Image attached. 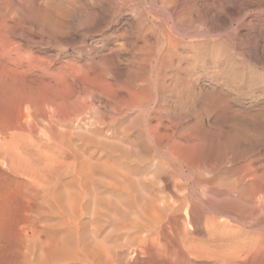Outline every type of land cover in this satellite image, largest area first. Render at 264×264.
<instances>
[{"label": "rangeland", "instance_id": "1", "mask_svg": "<svg viewBox=\"0 0 264 264\" xmlns=\"http://www.w3.org/2000/svg\"><path fill=\"white\" fill-rule=\"evenodd\" d=\"M1 1H4L3 3L11 4V6H7L6 4L7 7H11L14 9L16 7V9L13 11V13L16 12L15 18L17 17V19H19L15 20V24L17 23L16 27L21 24L22 21L25 22V20L27 21L25 22V25H27V23L29 22L28 24L30 26V24L33 23L32 21H34L33 18H36L35 21L37 20V24L39 26L36 23H33L32 26L34 28L37 26L40 28L39 30H37L38 27L36 29V32L41 31V33L37 32L39 36L36 35L35 29L32 26L31 27L34 29L33 30L31 28L33 32L28 29L29 27H25V25H23V27H25L23 28L21 24V26H18L19 29L14 28L16 35L15 40L17 41V43H19V46H21V51L25 50L26 52H29L33 49L29 53H33L36 56L40 55L39 57L42 58L45 57L44 55L46 53V58H43V60H45L46 62L43 63V66L45 64L46 67L48 62L51 63L49 64V66H47V68L49 69L48 71H50L54 75H56L55 73L59 74L60 72L65 71L68 73H73H70V77L67 76V78L65 79L66 83H60V85L58 84V86L53 85L59 88L57 89L55 87L54 89L52 86L53 89L51 88V92H63L59 94L64 96L65 106H67L66 102L70 100L74 101L81 108L82 119H86L84 121L86 123H88L89 121V123L86 125V123L82 120L85 126L76 129L74 131V136H77L79 140H83L85 143H87L88 141L93 142L92 147L95 148V150L98 149L101 154H104L105 152L110 154V163L113 164L112 169L116 171L117 177L121 175L122 176L118 177V179L112 182L115 187H113L112 183L110 185L99 180L97 183L90 184L82 190L81 187H76V191L79 190L82 192V194H84V199L75 204L68 203V205L55 201L51 198L50 200H48L49 198L42 194V191H44L45 188L42 190V188H38L37 186L35 187L33 185H31L33 186V188H31L28 184L30 182L26 180L24 181V179L22 178L7 173H0V264H264V201L263 199H261L264 198V189H262L263 191L262 193H260L261 188H264V0H167L168 3L166 2V0H145V3L144 0H114L116 2L110 0L113 5L118 2L115 5L116 7L110 6V1L105 2L106 0H100L99 3H97L98 0L97 2L95 0H54L53 4H51L53 0H30L31 3H29L30 1L27 0V3L29 4L26 3V0H15L16 3L18 2L19 4H21L20 6H18L19 4H15L14 0H12L13 2L11 0ZM47 1L49 3L48 6H54L58 1L59 2L56 4L57 7L55 6L56 8H52V6L51 10L50 7H47ZM77 1L79 2L77 3ZM86 1L90 5H87ZM154 1L155 3H153ZM40 2H44L45 6L43 7L44 4L40 5ZM104 2L106 4H104ZM211 2H213V4ZM13 3L16 6H14ZM32 3L34 4V6L31 5ZM85 3L86 5L84 10L83 7ZM119 3V10L116 9L115 12V8L118 7ZM0 4L5 6V4ZM23 4L25 6L29 5L28 9H26L27 6L25 7ZM38 4L40 5L41 10L42 8L44 9L46 7L47 10H51V12L47 10L44 11L49 12V14L53 13V16L51 14L52 17L49 16L48 13H46L47 17L45 19V24H42V22H45L44 20L39 23L41 20L39 18V15L43 10L40 12ZM30 5L32 7H36L37 5L38 8L36 7L37 9H34L39 10L38 12L40 13L39 14L37 12L39 17L34 16L32 17V19L30 18L32 20L31 23L28 20L31 16L25 15V10L23 12V9L35 12L33 8L30 9ZM4 6H0V13L7 8L6 6ZM58 6H60L59 11ZM18 8H20L21 10H19ZM100 8L106 10V13ZM73 9L76 10V12L70 14L69 10L70 12H73ZM82 9L85 12V14L83 12L84 15H81L83 11ZM99 9L101 11H99ZM112 9L113 14L112 11H109ZM141 9L148 11V13L150 15L152 14V16L154 15V17L156 18V23L162 21V19H165L164 21H166V23H173V25H176V27H178V32L180 31L182 35H178L181 43H179L180 48L183 44H189L194 50L189 47L188 49L186 47H182L181 49L179 48L176 51V55L173 57V59L175 60H173L172 62L160 59V55L158 56V54L162 51V48H159L158 50L155 48L156 51L154 50L153 52H151L152 50L150 49V51L148 50V52H146V55L147 53L150 55H147L150 59L149 62L146 55L142 56L143 53L145 54V52H143V43H145L143 39L151 40L152 36L150 38L149 34L146 35V37L140 35L142 33H140L138 30L139 26L137 22L134 21L133 18H131V15H136L137 11H140ZM77 10L80 11V13H78ZM86 10L90 12H86ZM44 11L43 13H45ZM96 11L97 13H95ZM128 11L129 13H127ZM207 11L208 14H205V12ZM59 12H64V14L66 13L65 15L63 14L65 18H63L64 16L61 17ZM102 12L105 13V15H100L102 14ZM121 12H123V14ZM152 12L155 14H153ZM169 12L172 15L168 14ZM91 13H95V15H91ZM115 13L117 14L115 15ZM67 14L71 17L67 16ZM88 14H90V16ZM97 14L102 17L100 18V16ZM111 14L112 16H110ZM72 15L76 16L77 18H73L74 16ZM48 16L49 20H47ZM54 16L57 17L55 18ZM79 16L81 18H85L84 20L82 19V25L84 22L89 21L87 23L88 27L86 23L85 26L80 25L79 20L81 18ZM95 16L96 18L98 17V20L96 19L94 21ZM172 16L174 18H172ZM86 17H90V20L86 19ZM125 17L131 18L132 20L128 26L129 30L127 29V34H122L120 31L113 33L111 29H108L107 31L104 27V25L106 26L107 20L109 21L112 19L110 26L112 25L113 27L117 22H119V20H123V18ZM52 18H60L61 23L59 22V19L55 20L57 21L55 22ZM61 18L63 20L67 18L72 19L70 21H67V23H65L66 21L64 20V24L62 23L63 21ZM105 18L108 19L106 20ZM168 18L169 20H167ZM20 19L22 20L21 22ZM77 19H79V24L77 22ZM100 19L102 20V22L100 21ZM49 21H51L52 23H50ZM91 21L95 23L89 24ZM96 21H98V23ZM24 22L22 23L24 24ZM134 22H136L137 25ZM59 23L61 24V26H57V28L60 27L62 29L59 28V30H56L54 29V27H52L53 24L58 25ZM47 24L52 25L51 27L55 31H57L53 32L54 30H52L51 28L53 37L52 35L48 36L47 34L46 29L50 28L49 26L46 28L45 26L42 27L43 25L47 26ZM62 24H64V26ZM66 24H68V26L70 25V27H68ZM95 25L97 27L100 26L99 29L96 28ZM101 25L103 26L101 27ZM90 26H92L93 28ZM41 27L44 29H42ZM65 27H67V29ZM95 28L100 30L101 32L98 31L97 33V30ZM130 28H132L131 31ZM16 29L18 31H16ZM26 29L27 32L25 33ZM43 30L44 32H46L43 33ZM133 30H136V33H134ZM110 31L112 34H110ZM128 31L131 33L129 34ZM17 32L18 35L20 32L22 33H20V36L22 35L21 37L23 39H21L20 36L16 34ZM64 32L66 34H64ZM59 33H61L60 36ZM124 34L126 35V37ZM137 34L139 35L137 36ZM27 36H29L30 39ZM54 37L56 39L55 42L53 40ZM60 37L61 40H59ZM134 37L137 42L140 41V45H137L139 43L132 39ZM26 38H28L29 40H26ZM48 38H50V40ZM140 38H142V40ZM126 39L127 41H129V44L127 41H125ZM198 39L200 41H198ZM57 40L59 41L56 42ZM96 40L98 42L100 41L99 43L101 44H99ZM28 41L29 43H31V45L29 43H26ZM81 41L84 42V45ZM130 41H133L134 45L136 43L135 49L137 48V51L139 52H133L134 45H131L133 44V42L130 43ZM87 42L90 45H88ZM141 44H143L142 47H140ZM32 45H34L35 47ZM90 46L93 47L92 50L90 49ZM213 46L215 47V49H219V51L215 50ZM141 50L143 51L140 52ZM34 51L35 53L40 54L37 55L34 53ZM217 51L220 53V55ZM196 52L198 55L196 54ZM225 52L226 54H224ZM56 53L58 56L56 55ZM58 53L60 54V56ZM111 53L114 56H112ZM213 53L215 54V56ZM98 54L100 55L98 56ZM52 55L57 58L50 57ZM225 55L226 57H224ZM118 56H120L121 58H119ZM136 56L138 57L137 59H139L140 57L138 61H135L137 60L135 59ZM102 57L104 60L102 59ZM106 57H108V59H106ZM49 58L50 60H48ZM113 58H115V60ZM122 58L124 59L123 62L125 63L122 62ZM141 59H146L147 63L149 62L148 68L149 66L150 68L144 72L153 75V79L150 78L152 79L151 81L147 80V78L143 75H141L140 77L139 75H136L135 77L131 76L130 78L128 77L130 75L129 71H139V63L142 61ZM82 61L84 62L82 63ZM160 61H163L164 64ZM232 61L236 62L233 64ZM151 62L152 66L150 64ZM153 62L155 63L154 67ZM133 63H137L136 65L138 66L134 65ZM169 64H172L173 66L171 65L170 67ZM96 65L98 66L96 67ZM176 65H178V68L176 67ZM182 65L184 67H182ZM107 67H109V70H107ZM161 67H163L165 70ZM180 67L182 69H180ZM47 68L45 70H47ZM76 68L78 69L76 70ZM160 68L163 71H159ZM175 68L179 70L177 71ZM223 68L225 71L223 70ZM67 69H71L70 72ZM85 69H87L88 71ZM89 69L93 71H90V73L92 74L89 73ZM95 70L97 72H95ZM101 70L103 72L104 70H106L105 75L104 73L100 72ZM36 71L38 72V70ZM81 71L87 73L84 74ZM110 71L113 72L110 73L111 75L109 74ZM172 71L175 72V75ZM156 72L158 73L156 74ZM195 72L199 73L195 74ZM100 73L101 76H98V74ZM124 73H127V75L125 76ZM71 74L74 75V78H76L74 79L73 76L71 77ZM118 74L122 76V80L118 81V78H121L120 76H118ZM170 74L172 75V77H170ZM160 75L163 76L161 77ZM173 75L176 76V79H178L179 82L176 79L174 81ZM218 75L220 77L216 78ZM232 75H234L235 77ZM94 76L95 79L93 78ZM154 76L157 77L158 81L154 79ZM84 77L85 80L87 79V77L91 80L87 79L88 81L85 82ZM102 77L104 79H101ZM124 78H127L126 82H124ZM96 79L97 82H94L96 81ZM193 79H195L194 81L196 82H194ZM73 80H77L76 82L80 85L76 84L78 85L76 86ZM103 80L104 82H108L112 85L111 90L114 93H112V98H118V95H123L120 100H117L116 98L115 99L117 101L115 99L111 100V97L109 96L111 92L109 94H106V91L104 89L103 91H105V94H103L104 92H102V90L100 91V93L102 92V96L100 95V93L98 94L99 91H96L97 84L96 86L94 84L98 83V88L100 85L103 88ZM167 80L169 81V83L167 82ZM184 80L186 81V83ZM188 80H190L191 82ZM216 80L218 82H216ZM89 81H93L92 83L94 84H88L90 83ZM183 82L185 83V86H183ZM173 83L175 84L173 85ZM178 84H181V87ZM85 85L89 87L91 86L90 89ZM167 85H169V87L171 85V88H174V86H176L177 89H171ZM80 86L85 87V90H83ZM93 86L96 88L91 90V88H94ZM136 86L142 88L139 89L136 88ZM182 86L184 90L181 89ZM62 87H64V89ZM197 87H200L201 89H197ZM74 88L77 89L75 90ZM78 88H81L83 91ZM98 88L97 90H100ZM113 88L116 89L113 90ZM165 88L167 89V91ZM186 89L187 91H185ZM86 90H91L94 95L97 93L95 95V98L92 93H87L88 91L86 92ZM143 90L147 92L148 96H144L147 94L146 92H143ZM148 90L150 92H148ZM76 91L77 95H75ZM131 91L134 95L131 93ZM125 92L127 95L125 94ZM168 92L171 95L174 92L175 94H173L174 96H171ZM149 94L150 96H152L149 97ZM65 96H67L68 99H66L67 97ZM96 96H98L97 99ZM72 97L73 99L71 100ZM146 97H148L149 100H146ZM191 97H193V100L191 99ZM125 98L126 101L124 102ZM143 98H145V100ZM97 100L100 101L98 102ZM105 100L110 101L108 102ZM114 100L117 103L115 102L113 105L110 104V102H113ZM170 100H172L174 104L176 102V105H174L172 101L169 102ZM182 100L185 102H183ZM186 100L189 102H187ZM105 102L107 103L104 104ZM179 102L181 105H177V103ZM108 105L110 106V109L109 107H107ZM140 105L141 107H143L141 108ZM185 105H187L188 109L185 107ZM119 106H121L122 108ZM178 109L179 111L182 110L181 114L180 112H178ZM124 110L126 111V114ZM85 111H88L87 114ZM185 113L187 114V119L185 118ZM102 114L104 115L102 116ZM195 115L199 120H197L196 118L194 119ZM181 116L186 120H183ZM89 117L90 120H88ZM199 117L201 119L203 118V120L201 121ZM107 118L109 119L107 120ZM103 119H105L106 121ZM178 119H180L179 122ZM97 120L98 122L99 120L101 121L100 125L96 124ZM147 121L148 124H146ZM189 121L192 123H190ZM194 121H198V123ZM143 123L146 127L143 125ZM183 123L184 125H182ZM89 124H91L92 126H90ZM190 125L192 127H190ZM185 126L187 127L184 129ZM193 126H196L197 128L193 129ZM198 127L201 129H199ZM179 128L181 131L179 130ZM105 129H108L110 133ZM189 129L191 131H189ZM233 129H235L234 134L236 133V131L238 132L237 137L236 134L233 135V131H230ZM221 130L222 132L226 130L225 132L230 133H228L230 140L229 137H227V133L223 132V135ZM100 132L105 135L101 134ZM111 133L115 135L114 138H117L113 139V135L111 136ZM189 133L191 135H189ZM92 134H97V136H93ZM179 134H181L182 136H179ZM221 134L224 137V140H222L223 137L221 136ZM240 134H242V136ZM243 134L245 135L243 136ZM98 135L102 136L99 137ZM174 135L176 136V138ZM177 136H179L180 138L178 137L179 139H177ZM213 136H215V139ZM181 137L185 139H182ZM190 141H194V143L191 144ZM219 141H221V143ZM222 141L224 142L223 144ZM235 141L239 142L234 143ZM123 142L125 145L123 144ZM127 143L131 144L127 145ZM224 144H228V146L226 147L224 146ZM236 144H238L239 147L236 146ZM118 145L122 149H120V152H118L117 154V151H119ZM132 146H134V148ZM110 147L113 149H111ZM192 147H197L196 149H200L196 152V150ZM186 151L187 153H185ZM199 151L202 156L199 154ZM219 153L220 156L218 157ZM246 158L248 159L246 160ZM247 164L251 166V170L253 171V173L256 171L254 175L252 173L250 174V172L252 171L249 170L250 167H248ZM119 165L121 167V170L120 168H117L119 167ZM233 166H236L237 168L239 167V169H237L236 167L232 169ZM246 166L247 168H245ZM127 168L128 170H125ZM240 170H242V175H240ZM122 171H124V173ZM126 171H129L127 172L128 174L126 173ZM248 173L249 177L246 176V174L248 175ZM250 177L253 178L251 179ZM120 178L122 179L119 181ZM164 178L168 180L164 181ZM16 180H18L19 183ZM21 181H24L25 183L28 182V186H23L26 184L24 182L21 183ZM125 181L129 183H125ZM19 184H22V186ZM117 184L122 185L121 187H116ZM249 184L253 187L255 185V187L258 186L256 188H261H259V190L250 186V189L248 186ZM244 185L246 186L244 187ZM231 187H233L234 191ZM37 189L39 194H42V196L37 197ZM252 189H255L256 192L259 191L260 194H254ZM249 190L250 193L248 192ZM32 191L35 193H33ZM92 192L95 194H93ZM91 194H93V196L95 195V197H93ZM101 194L103 195V197ZM28 195L29 197L31 196L33 198L36 197L34 198L36 200L32 199L31 197L27 198ZM251 198H253V200H251ZM56 247L57 249H59L55 250ZM59 250L60 256L57 254ZM55 251H57V255L52 254L55 253ZM49 255L51 256L49 257Z\"/></svg>", "mask_w": 264, "mask_h": 264}, {"label": "bare ground", "instance_id": "2", "mask_svg": "<svg viewBox=\"0 0 264 264\" xmlns=\"http://www.w3.org/2000/svg\"><path fill=\"white\" fill-rule=\"evenodd\" d=\"M1 1V0H0ZM12 1V0H11ZM15 1V0H14ZM25 1V0H24ZM28 1H30V0H28ZM40 1V0H39ZM52 1V0H51ZM51 1H49V2H51ZM57 1V0H56ZM60 1V0H59ZM58 1V2H59ZM66 1V0H65ZM69 1V0H68ZM67 1V2H68ZM72 1H75V0H72ZM88 1V0H87ZM86 1V2H87ZM96 2H97V0H95ZM94 1V2H95ZM99 1L100 0H98V2L97 3H99ZM104 1V0H103ZM107 1H110V0H106L105 2H107ZM114 1V0H113ZM112 1V2H113ZM138 1V0H137ZM169 1V0H168ZM212 1H214V0H212ZM218 1V0H217ZM4 2V1H3ZM2 1L0 2V3H2V4H5V6H6V4H7V6L8 5H10L11 6V4H8V3H3ZM13 2V1H12ZM12 2H10V3H12ZM35 2V1H34ZM33 2V3H34ZM37 2V1H36ZM46 2V1H45ZM57 2V3H58ZM79 1H77V3H78ZM95 2V3H96ZM102 2V1H101ZM101 2H100V4H101ZM104 2V4H106ZM114 2H116V1H114ZM143 2V1H142ZM166 2H167V0H166ZM203 2V1H202ZM20 3H22V2H20ZM25 3V2H24ZM26 3H27V0H26ZM29 3H31V1L29 2ZM29 3H27V4H29ZM31 4V5H33L34 6V4ZM39 3V2H38ZM41 4L40 5H42V4H44L43 5V7L45 6V3L44 2H40ZM54 3V0H53V2H51V4H53ZM56 3V4H57ZM62 3V2H61ZM84 3V2H83ZM82 3V4H83ZM109 3V2H108ZM107 3V4H108ZM110 3H111V1H110ZM118 3V2H117ZM116 3V4H117ZM131 3V2H130ZM144 3H145V0H144ZM153 3H155V1L153 2ZM168 3V2H167ZM170 3V2H169ZM198 3V2H197ZM204 3V2H203ZM210 3V2H209ZM212 4H213V2H211ZM219 3V2H218ZM15 4H19L18 2L16 3V1H15ZM14 3H13V5L14 6H16ZM47 7H52V6H48V1H47ZM54 5L52 8H54L55 6L57 7V5ZM74 4V3H73ZM72 4V5H73ZM76 4V3H75ZM89 3L87 2V5H88ZM92 4V3H91ZM112 4V3H111ZM110 4V6H114V7H116L115 5H111ZM21 4H19L18 6H20ZM24 5V4H23ZM30 5V9L31 8H36L37 7V5H36V7H32ZM39 5V4H38ZM40 5H39V8H40ZM85 5H86V3L84 4V7H83V9L85 10ZM90 5V4H89ZM93 5H94V3H93ZM120 5V3L118 4V7L117 8H115V12H116V9L117 10H119L118 8L120 7L119 6ZM122 5V4H121ZM155 5V4H154ZM178 5V4H177ZM197 5V4H196ZM201 5V4H200ZM203 5V4H202ZM0 6H4V5H1L0 4ZM4 6V7H5ZM6 6V7H7ZM25 6V5H24ZM27 6V5H26ZM25 6V7H26ZM29 6V5H28ZM28 6L26 7V9H28ZM69 6V5H68ZM77 6V5H76ZM76 6H75V8H76ZM79 6V5H78ZM96 6H98V5H96ZM109 6V5H108ZM150 6V5H149ZM163 6V5H162ZM161 6V7H162ZM181 6V5H180ZM204 6H205V4H204ZM216 6V5H215ZM13 7V6H12ZM42 7V6H41ZM55 7V8H56ZM59 7L60 6H58V11H59ZM72 7V6H71ZM79 7H81V6H79ZM87 7V6H86ZM102 7V6H101ZM103 7H106V6H103ZM114 7H110V8H114ZM177 7V6H176ZM3 8V7H2ZM22 8V7H21ZM24 8V7H23ZM38 8V7H37ZM36 8V9H37ZM46 8V7H45ZM43 9L42 8V10L44 11V10H47V8L46 9ZM52 8H51V10H52ZM70 8V7H69ZM82 8V7H81ZM90 8H91V6H90ZM93 8V7H92ZM94 8H96V7H94ZM145 8V7H144ZM160 8V7H159ZM165 8V7H164ZM206 8V7H205ZM208 8V7H207ZM15 9H16V7H15ZM14 8H11V7H7L6 9H4L1 13H0V173H2V174H11V175H13V176H16V177H19V178H22V179H24V181L26 180V181H28V182H30V183H28L29 184V187H31V188H33V186H37L38 188H42V190L45 188V190L44 191H42L41 193L42 194H44L47 198H49L48 200H50V198L51 199H53V200H55V201H58V202H60V203H65V204H68V203H71V204H75V203H77V202H80L81 200H83L84 199V194H82V192L81 191H79V190H75V188L76 187H78V188H80L81 187V190L82 189H84V188H86L87 186H89L90 184H95V183H97L98 182V180L99 181H101V182H104V183H106V184H110L111 185V183L114 181V180H116V179H118V177H121V176H118L117 177V174H116V171H114L113 169H112V163H110V161H111V157H110V154H108L107 152H105L104 154H101L100 153V151L97 149V150H95V148H93L92 147V145H93V142H91V141H88L87 143H85L83 140L81 141V140H79V138H77V136L75 137L74 136V131L76 130V129H78V128H81V127H83V126H85L84 125V120H86V119H82V110H81V108L74 102V101H68V102H66L67 103V106H65L64 105V96H62L61 94H59V93H63V92H59V93H57V92H51V88H52V86L53 85H57L58 86V84L60 85V83H63V82H65V79L67 78V76L68 77H70L69 75H70V73H72V72H70V70L71 69H67L70 73H68V72H60L59 74L58 73H55L56 75H54L53 73H51L50 71H48L49 69L47 68V66H49V64H51V63H49L48 62V64H47V66L45 67V64H44V66H43V63L44 62H46L45 60H43V58H46V53H45V57H39L40 55V53L39 54H37V53H35V51H34V53L35 54H37V55H39V56H36V55H34L33 53L31 54V53H29L30 51H32V50H30L29 52H26L25 50L23 51H21V49H20V47L21 46H19V43H17V41L15 40V30H14V28H18V26L20 25L21 26V24H22V27H23V25H25V22H27L25 19V22L24 21H22L21 19H22V17H21V19H20V22L22 21V22H24V24L21 22V24H19L17 27H16V24H15V20L17 19V17L15 18V13H13V11L15 10ZM19 10H21L20 8H18ZM17 9V10H18ZM26 9H23V12H24V10L26 11L25 12V15H29V16H31V17H29V21H30V23H31V19H32V17H34V16H38V14H37V12L39 11V10H35V12H36V14H35V12H32V11H30V10H26ZM82 9V10H83ZM101 9V8H100ZM99 9V11H101V10H103V8L100 10ZM148 9V8H147ZM163 9V8H162ZM166 9V8H165ZM198 9V8H197ZM41 10V8H40V12L42 11ZM51 10L49 11V10H47V11H49V12H51ZM54 10V9H53ZM66 10V9H65ZM72 10V9H71ZM74 10V9H73ZM81 10V9H80ZM84 10L82 11V13H81V15L83 14V12H84ZM128 10V9H127ZM137 10V9H136ZM149 10V9H148ZM152 10H153V8H152ZM161 10V9H160ZM204 10V9H203ZM43 11L41 12V14L38 16L39 18V20H40V22L39 23H41L43 20L45 21L44 23L42 22V24H45L46 23V13H48L49 14V12H47V11H44L45 13H43ZM55 11V10H54ZM62 11H64V10H62ZM78 11V10H77ZM88 10H86V12H87ZM95 11V10H94ZM93 11V12H94ZM104 12L106 11V10H103ZM109 11H112V14H113V9L112 10H109ZM175 11H177V10H175ZM66 12V11H65ZM67 12H68V9H67ZM74 12H76V10H74L73 12H70V10H69V13L70 14H72V13H74ZM88 12H90V11H88ZM124 12H125V10H124ZM158 12V11H157ZM180 12V11H179ZM21 13V12H20ZM34 13V14H33ZM56 13V12H55ZM54 13V14H55ZM58 13V12H57ZM60 13V12H59ZM62 13V12H61ZM60 13V16L61 17H63L65 14H64V12L61 14ZM78 13H80V11H78ZM95 13H97V11L95 12ZM95 13H93L94 15H95ZM99 13V12H98ZM106 13V12H105ZM105 13H103L102 12V14H100V15H105ZM108 13H110V12H108ZM122 14H123V12H121ZM127 13H129V11L127 12ZM151 13V12H150ZM153 13V12H152ZM160 13V12H159ZM163 13V12H162ZM166 13V12H165ZM208 14V11L207 12H205V14ZM52 14V16H53V13H51ZM51 14H49V16H51ZM64 14V15H63ZM84 14H85V12H84ZM83 14V15H84ZM87 14V13H86ZM92 13H91V15H93ZM112 14L110 15V16H112ZM117 13H115V15H116ZM119 14V13H118ZM125 14V13H124ZM131 14V13H130ZM153 14H155V13H153ZM168 14H170V12L168 13ZM89 16H90V14H88ZM87 15V16H88ZM97 15H99V14H97ZM96 15V16H97ZM99 15V16H100ZM121 15V14H120ZM126 15V14H125ZM164 15V14H163ZM165 15H167V14H165ZM170 15H172V14H170ZM203 15V14H202ZM18 16V15H17ZM24 16V15H23ZM49 16H48V19L47 20H49ZM51 16V17H52ZM58 16V15H57ZM56 16V17H57ZM67 16H69V17H71L70 15H68L67 14ZM66 16V17H67ZM72 16H74V15H72ZM96 16H95V19H94V21L98 18H96ZM106 16H107V14H106ZM105 16V17H106ZM156 16V15H155ZM20 17V16H19ZM25 17V16H24ZM51 17H50V20H51ZM55 17V16H54ZM55 17V18H56ZM59 17V16H58ZM80 17V16H79ZM102 16H100V18H101ZM205 17V16H204ZM31 18V19H30ZM55 18H52L53 19V21H55V20H57V19H59V22H60V18H57V19H55ZM63 18H65V16L63 17ZM73 18H77L76 16H74ZM81 18V17H80ZM90 18V17H89ZM88 17H86V19H89ZM131 18H133L134 19V21H136L137 22V24H138V30H139V32L140 33H142V34H140V35H143V36H145L146 37V35H150V38H151V36H152V39L150 40V39H143L144 41H145V43H143L144 44V51L143 50H141L140 52H145V54L143 53L142 54V56L143 55H146V52H148V50L150 51V49L152 50L151 52H153L154 50H155V48L158 50L159 48H162V51L158 54V52H157V54H158V56L160 55V59L161 60H167V61H172L173 62V60H175V59H173V57L176 55V51L180 48V45H179V43H180V38L178 37V35H180V36H182L181 35V32H180V34H179V32H178V27H176V25H173V23H171V24H169V23H166V21H164L163 19H162V21H159V22H155V17H154V15L152 16V14L150 15L149 13H148V11H146V10H143V9H141L140 11H137V13H136V15L134 14V16L133 15H131ZM131 18H128V17H125V18H123V20H119V22H117L116 23V25L115 26H113L112 27V25L110 26V23H111V20H107L108 18H105L106 20V26L104 25V27L106 28V30L108 31V29H111L112 30V32L113 33H115V32H117V31H120L122 34L123 33H125V34H127V29L129 28L128 26H129V24L131 23ZM161 18H163V17H161ZM167 18V17H166ZM172 18H174L173 16H172ZM219 18V17H218ZM35 17L33 18V20L35 21ZM62 19V18H61ZM68 19V18H67ZM64 19L66 22L65 23H67V21H70L71 19ZM85 19V18H81L80 20L79 19H77V22H78V20H79V22H80V25H82L81 24V22L83 21V20ZM158 19V18H157ZM17 20H19V19H17ZM64 20L62 19V23H64ZM90 20V19H89ZM98 20V19H97ZM167 20H169V18L167 19ZM34 21H32L33 23H36L37 24V20L34 22ZM74 21H76V20H74ZM100 21L102 22V20L100 19ZM100 21H99V23H100ZM104 21V22H105ZM118 21V20H117ZM171 21H173V20H171ZM170 21V22H171ZM18 22V21H17ZM48 22V21H47ZM50 23H52L51 21H49ZM55 22H57V21H55ZM79 22H78V24H79ZM89 21H87V22H84L83 23V25L82 26H85V23H86V25H87V23H88ZM97 23H98V21H96ZM103 22V23H104ZM136 22H134L135 24H136ZM169 22V21H168ZM29 23V22H28ZM27 23V25H25V27H29L28 29L29 30H31L32 31V29L34 28L33 26H32V24H30V26H29V24ZM61 23V22H60ZM58 24V25H56V24H53V26L52 25H48L47 24V26L46 25H43L42 27H44L45 26V28L46 27H50V28H48V29H46L47 30V34H48V36H51L52 35V33L53 32H57V31H55L54 29H58L59 30V28H57V26H61V24ZM64 23V24H65ZM91 23H93L92 21L89 23V24H91ZM95 23V22H94ZM93 23V24H94ZM97 23H96V25H97ZM41 24V25H42ZM64 24H62L63 26H64ZM68 24H69V22H68ZM68 24H66L67 26H68ZM71 24V23H70ZM72 24H73V22H72ZM136 24V25H137ZM38 25V24H37ZM95 25V26H96ZM135 25V26H136ZM33 28H32V27ZM35 26V25H34ZM39 26V25H38ZM37 26V27H38ZM54 27V29L52 28V27ZM56 26V27H55ZM62 26V27H63ZM103 25H101V27H102ZM25 27H23V28H25ZM37 27H35L34 29H35V32H36V29H37ZM41 27V28H42ZM68 27H70V25L68 26ZM87 27H88V25H87ZM90 27H92V26H90ZM99 27L100 26H96V28H98L99 29ZM133 27V26H132ZM182 27V26H181ZM21 28V27H20ZM23 28H22V30H23ZM32 28V29H31ZM51 28H52V30H54L53 32H52V30H51ZM66 29H67V27H65ZM93 28V27H92ZM95 28V29H96ZM19 29V28H18ZM33 29V30H34ZM40 28L38 27V29L37 30H39ZM42 29H44V28H42ZM41 29V30H42ZM60 29H62V28H60ZM64 29V28H63ZM98 29H96L97 30V33H98V31H100V30H98ZM131 29L132 28H130V31H131ZM187 29V28H186ZM22 30H20V31H22ZM48 30H49V32H48ZM95 30V31H96ZM129 30V29H128ZM16 31H18L17 29H16ZM25 31V30H24ZM62 31V30H61ZM64 31H65V29H64ZM106 31V32H107ZM136 31V30H135ZM134 30H133V32L134 33H136ZM27 32V29H26V31H25V33ZM33 32V31H32ZM37 32H39V31H37ZM36 32V35H38L39 36V34ZM43 33H45L44 32V30L42 31ZM52 32V33H51ZM59 32V31H58ZM66 32V31H65ZM64 32V34H66ZM101 32V31H100ZM99 32V33H100ZM129 32V31H128ZM138 32V31H137ZM21 33V32H20ZM20 33H19V35H18V32L16 33L18 36H20ZM25 33H23V34H25ZM30 33V32H29ZM39 33H41V31L39 32ZM62 33V32H61ZM61 33H59V36H60V34ZM131 32H129V34H130ZM134 33H132V34H134ZM217 33H219V32H217ZM22 34V33H21ZM35 34V33H34ZM46 34V35H47ZM50 34V35H49ZM57 34V33H56ZM55 34V35H56ZM63 34V35H64ZM106 34H108V33H106ZM110 34H112L111 33V31H110ZM120 34V33H119ZM124 34V35H125ZM211 34H213V33H211ZM28 35V34H27ZM42 35V34H41ZM40 35V36H41ZM58 35V34H57ZM98 35V34H97ZM123 35V36H124ZM139 34H137V36H138ZM204 35V34H203ZM202 35V36H203ZM22 36V35H21ZM20 36V38L21 39H23L22 37ZM29 36H32V35H29ZM29 36H27V37H29ZM44 36H45V34H44ZM107 36V35H106ZM120 36H122V35H120ZM120 36H118V37H120ZM129 36V35H128ZM127 36V37H128ZM135 36H136V34H135ZM142 36V37H143ZM206 36H207V34H206ZM24 37H26V36H24ZM42 37V36H41ZM52 37H53V35H52ZM52 37H51V39H52ZM109 37V36H108ZM112 37V36H111ZM125 37H126V35H125ZM130 37V36H129ZM128 37V38H129ZM33 38H34V36H33ZM56 38H58V37H56ZM113 38H114V36H113ZM123 38V37H122ZM131 38V37H130ZM144 38V37H143ZM149 38V37H148ZM187 38H188V36H187ZM222 38V37H221ZM20 39V40H21ZM29 39H30V37H29ZM28 38H26V40H29ZM41 39V38H40ZM45 39V38H44ZM49 40H50V38H48ZM90 39V38H89ZM99 39V38H98ZM104 39V38H103ZM102 39V40H103ZM121 39V38H120ZM132 39H134L135 40V37L134 38H132ZM139 39V38H138ZM141 40H142V38H140ZM262 39V38H261ZM18 40H19V38H18ZM31 40H32V37H31ZM46 40H47V36H46ZM53 40H54V42H55V37L53 38ZM59 40H61V37H60V39ZM59 40H57L56 42H58ZM85 40V39H84ZM108 40H109V38H108ZM129 40V39H128ZM257 40V39H256ZM22 41V40H21ZM83 41V40H82ZM81 41V42H82ZM90 41V40H89ZM88 41V42H89ZM94 41V40H93ZM97 41V40H96ZM125 41H127V39L125 40ZM136 42H137V40H135ZM144 41H142V42H144ZM194 41V40H193ZM198 41H200L199 39H198ZM31 42V41H30ZM86 42V41H85ZM87 42V43H88ZM92 42V41H91ZM98 42V41H97ZM100 42V41H99ZM98 42V43H99ZM102 42H104V41H102ZM128 42V44H129V41H127ZM131 42H133V41H130V43ZM140 42V41H139ZM139 42H137V43H139ZM141 42V43H142ZM184 42V41H183ZM213 42V41H212ZM22 43H24V42H22ZM26 43H29V41L28 42H26ZM86 43V44H87ZM93 43V42H92ZM95 43V42H94ZM98 43H97V45H98ZM186 43V42H185ZM188 43V42H187ZM190 43V42H189ZM202 43V42H201ZM205 43V42H204ZM209 43H210V41H209ZM264 43V42H263ZM30 45H31V43H29ZM29 44H28V46H29ZM82 44L84 45V42H82ZM85 44V45H86ZM99 44H101V43H99ZM105 44V43H104ZM127 44V43H126ZM143 44H141V46L140 47H142V45ZM181 44V43H180ZM215 44V43H214ZM88 45H90L89 43H88ZM87 45V46H88ZM95 45V44H94ZM96 45V46H97ZM131 45H134V42H133V44H131ZM135 45H136V43H135ZM135 45H134V51L133 52H139V51H137L138 49L136 48L135 49ZM137 45H140V43L139 44H137ZM205 45V44H204ZM27 46V47H28ZM32 46H34V45H32ZM82 46V45H81ZM24 47V46H23ZM27 47H26V49H27ZM35 47V46H34ZM83 47V46H82ZM91 47V46H90ZM132 47V46H131ZM138 47V46H137ZM182 47L184 48V47H186L187 49H188V47L189 48H191L192 46L191 45H189V44H186V45H182ZM181 47V48H182ZM204 47V46H203ZM206 47H207V45H206ZM92 48L93 47H91L90 49L92 50ZM97 48V47H96ZM142 48V49H143ZM180 48V49H181ZM185 48V49H186ZM197 48H199V47H197ZM213 48L215 49V47L213 46ZM212 48V49H213ZM217 48V47H216ZM235 48V47H234ZM47 49V48H46ZM83 49V48H82ZM84 49H85V47H84ZM101 49V48H100ZM107 49H109V48H107ZM147 51H146V50ZM192 49V48H191ZM206 49V48H205ZM29 50V49H28ZM27 50V51H28ZM88 50V49H87ZM99 50V49H98ZM136 50V51H135ZM192 50H194V49H192ZM201 50V49H200ZM215 50H218L219 51V49H215ZM214 50V51H215ZM221 50V49H220ZM40 51V50H39ZM81 51H83V50H81ZM95 51V50H94ZM110 51V50H109ZM156 51V50H155ZM180 51V50H179ZM191 51V50H190ZM207 51V50H206ZM214 51H212V52H214ZM217 51V52H218ZM37 52V51H36ZM41 52V51H40ZM60 52V51H59ZM181 52V51H180ZM186 52H187V50H186ZM189 52V51H188ZM194 52V51H193ZM119 53V52H118ZM156 53V52H155ZM155 53H152V54H155ZM195 53V52H194ZM200 53V52H199ZM219 53V52H218ZM43 54V53H42ZM48 54V53H47ZM59 54V53H58ZM97 54V53H96ZM112 54V53H111ZM138 54V53H137ZM196 54H197V52H196ZM214 54V53H213ZM222 54V53H221ZM224 54H226V52L224 53ZM49 55V54H48ZM55 55V54H54ZM56 55H57V53H56ZM100 54H98V56H99ZM147 55H149L148 53H147ZM146 55V56H147ZM190 55V54H189ZM191 55H192V53H191ZM198 55V54H197ZM219 55H220V53H219ZM227 55H228V53H227ZM58 56V55H57ZM59 56H60V54H59ZM106 56V55H105ZM112 56H114L113 54H112ZM121 56V55H120ZM120 56H118L119 58H121ZM138 56V55H137ZM136 56V58L135 59H137L138 57ZM140 56V55H139ZM150 56V55H149ZM185 56H187V55H185ZM207 56V55H206ZM209 56V55H208ZM214 56H215V54H214ZM217 56V55H216ZM231 56V55H230ZM234 56V55H233ZM50 57H55V56H50ZM97 57V56H96ZM111 57V56H110ZM117 57V58H118ZM123 57V56H122ZM148 57V56H147ZM177 57V56H176ZM180 57V56H179ZM192 57V56H191ZM221 57H223V56H221ZM224 57H226V55L224 56ZM40 58H42V59H40ZM47 58H48V56H47ZM55 58H57V57H55ZM63 58V57H62ZM72 58V57H71ZM74 58V57H73ZM90 58V57H89ZM101 58V57H100ZM116 58V57H115ZM115 58H113L114 60H115ZM128 58H130V57H128ZM145 58V57H144ZM154 58V57H153ZM183 58V57H182ZM185 58V57H184ZM202 58V57H201ZM200 58V59H201ZM60 59V58H59ZM68 59V58H67ZM66 59V60H67ZM76 59V58H75ZM102 59H103V57H102ZM106 59H108V57H106ZM112 59V58H111ZM127 59V58H126ZM126 59H125V61H126ZM139 59H140V57H139ZM139 59H137V60H135V61H138ZM186 59V58H185ZM193 59V58H192ZM213 59V58H212ZM218 59V58H217ZM240 59V58H239ZM48 60H50V58L48 59ZM53 60V59H52ZM58 60V59H57ZM69 60V59H68ZM74 60V59H73ZM94 60V59H93ZM104 60V59H103ZM131 60V59H130ZM133 60V59H132ZM142 60V59H141ZM148 60H149V62H150V59H149V57H148ZM155 60H156V57H155ZM154 60V61H155ZM182 60V59H181ZM222 60V59H221ZM229 60V59H228ZM237 60V59H236ZM54 61V60H53ZM75 61V60H74ZM86 61V60H85ZM124 61V59L122 58V62ZM187 61H189V60H187ZM194 61V60H193ZM192 61V62H193ZM240 61V60H239ZM84 61H82V63H83ZM87 62V61H86ZM116 62V61H115ZM129 62V61H128ZM128 62H126V63H128ZM132 62V61H131ZM148 62V63H149ZM156 62V61H155ZM160 62H163V61H160ZM181 62V61H180ZM195 62V61H194ZM214 62H215V60H214ZM229 62V61H228ZM233 62V61H232ZM236 61H234L233 62V64L235 63ZM80 63V62H79ZM105 63V62H104ZM104 63H103V65H104ZM118 63V62H117ZM123 63H125V62H123ZM148 63H147V60L146 59H143L139 64H140V69H138L139 71L138 72H135V71H129V78L131 77V76H136V75H139V77L141 76V75H143V76H145L146 78H147V80H149V81H151L153 78H152V76L153 75H150V74H148V73H146V72H144V71H147V69H149L150 68V66H149V68H148ZM170 63V62H169ZM202 63V62H201ZM209 63V62H208ZM217 63V62H216ZM242 63V62H241ZM240 63V64H241ZM73 64V63H72ZM92 64V63H91ZM97 64V63H96ZM115 64V63H114ZM119 64V63H118ZM130 64H132V63H130ZM134 64V63H133ZM137 64V63H136ZM136 64H134V65H136ZM151 64V66H152V62L150 63ZM149 64V65H150ZM153 67L155 66V63L153 62ZM163 64H164V62H163ZM175 64H176V62H175ZM178 64V63H177ZM184 64V63H183ZM205 64V63H204ZM207 64V63H206ZM231 64V63H230ZM53 65H54V63H53ZM52 65V66H53ZM75 65V64H74ZM85 65H86V63H85ZM102 65V64H101ZM107 65V64H106ZM124 65V64H123ZM172 65V64H171ZM171 65L169 64V66L171 67ZM187 65V64H186ZM190 65V64H189ZM192 65H193V63H192ZM195 65V64H194ZM208 65V64H207ZM217 65V64H216ZM228 65V64H227ZM236 65V64H235ZM246 65V64H245ZM60 66V65H59ZM91 66V65H90ZM89 66V67H90ZM95 66V65H94ZM93 66V67H94ZM98 65H96V67H97ZM122 66V65H121ZM128 66V65H127ZM132 66V65H131ZM136 66H138V65H136ZM163 66V65H162ZM173 66V65H172ZM199 66V65H198ZM224 66H225V64H224ZM87 67V66H86ZM102 67V66H101ZM117 67H119V66H117ZM129 67H130V65H129ZM164 67V66H163ZM163 67H161V68H163ZM176 67L178 68V65H176ZM182 67H184L183 65H182ZM221 67V66H220ZM235 67V66H234ZM237 67V66H236ZM239 67V66H238ZM242 67H243V65H242ZM47 68V70H45ZM108 69L107 70H109V67H107ZM128 68V67H127ZM142 68V69H141ZM156 68V67H155ZM159 68V67H158ZM161 68L159 69V71L161 70ZM189 68V67H188ZM214 68V67H213ZM240 68V67H239ZM78 68H76V70H77ZM92 69V68H91ZM97 69H100V68H97ZM102 69V68H101ZM104 69V68H103ZM120 69V68H119ZM124 69V68H123ZM129 69V68H128ZM127 69V70H128ZM164 69V68H163ZM173 69V68H172ZM176 69V68H175ZM180 69H182L181 67H180ZM184 69V68H183ZM186 69V68H185ZM211 69V68H210ZM217 69V68H216ZM219 69V68H218ZM227 69V68H226ZM232 69V68H231ZM241 69H244V68H241ZM36 70H38V72L36 71ZM51 70V69H50ZM85 70H87V69H85ZM111 70V69H110ZM117 70V69H116ZM125 70V69H124ZM126 70V71H127ZM130 70H131V68H130ZM135 70V69H134ZM151 70V69H150ZM165 70V69H164ZM177 70V69H176ZM179 70V69H178ZM177 70V71H178ZM215 70V69H214ZM221 70V69H220ZM223 70H224V68H223ZM238 70V69H237ZM240 70V69H239ZM88 71V70H87ZM90 71L91 72H93L92 70H90L89 69V73H90ZM99 71V70H98ZM113 71V70H112ZM149 71V70H148ZM153 71V70H152ZM156 71V70H155ZM158 71V72H159ZM161 71H163V70H161ZM170 71V70H169ZM183 71V70H182ZM196 71V70H195ZM225 71V70H224ZM243 71V70H242ZM37 72V73H36ZM53 72V71H52ZM79 72V71H78ZM81 72H83V71H81ZM95 72H97L96 70H95ZM100 72H102V73H104V75H105V72H106V70H104V72L101 70ZM115 72V71H114ZM154 72V71H153ZM158 72H156V74L158 73ZM165 72V71H164ZM173 72V71H172ZM184 72V71H183ZM182 72V73H183ZM192 72V71H191ZM200 72V71H199ZM198 72V73H199ZM228 72H230V71H228ZM250 72V71H249ZM68 73V74H67ZM75 73V72H74ZM84 74L85 73H87V72H83ZM82 73V74H83ZM88 73V74H89ZM110 73H113V72H109V74ZM117 73H118V71H117ZM150 73V72H149ZM175 72H173V74H174ZM179 73V72H178ZM194 73V72H193ZM198 73H196L195 72V74H198ZM208 73V72H207ZM214 73V72H213ZM231 73H232V71H231ZM53 74V75H52ZM73 74V73H72ZM71 74V77L73 76V78H74V75H72ZM77 74V73H76ZM81 74V75H82ZM90 74H92V73H90ZM89 74V75H90ZM96 74V73H95ZM94 74V75H95ZM116 74V73H115ZM121 74V73H120ZM120 74H118V76H120L121 78L119 79L118 78V81L119 80H122V76L120 75ZM154 74V73H153ZM181 74V73H180ZM179 74V75H180ZM219 74V73H218ZM245 74V73H244ZM243 74V75H244ZM87 75V74H86ZM101 76V73L100 74H98V76ZM111 75V74H110ZM109 75V76H110ZM124 75L126 76L127 75V73L125 74L124 73ZM165 75V74H164ZM171 75V74H170ZM175 75V74H174ZM173 75V76H174ZM192 75V74H191ZM212 75V74H211ZM222 75V74H221ZM77 76V75H76ZM80 76V75H79ZM98 76H96V77H98ZM103 76V75H102ZM107 76H108V74H107ZM124 76V77H125ZM161 77L163 76V75H160ZM159 76V77H160ZM184 76V75H183ZM187 76V75H186ZM196 76V75H195ZM230 76V75H229ZM232 76H234V75H232ZM231 76V77H232ZM241 76V75H240ZM51 77H53V78H51ZM78 77V76H77ZM112 77H113V75H112ZM133 77V78H134ZM155 77V76H154ZM170 77H172V75L170 76ZM185 77V76H184ZM209 77V76H208ZM212 77V76H211ZM220 76L218 75L216 78H219ZM227 77V76H226ZM235 77V76H234ZM247 77V76H246ZM250 77V76H249ZM76 78V77H75ZM74 78V79H75ZM90 78V77H89ZM94 79H95V76L93 77ZM108 78V77H107ZM150 78H152V79H150ZM179 78V77H178ZM186 78V77H185ZM188 78V77H187ZM189 78H190V76H189ZM214 78V77H213ZM244 78V77H243ZM81 79V78H80ZM87 79H88V77H87ZM85 80V77H84V81L85 82H87L88 80H91V79H88V80ZM97 79H99V78H97ZM97 79H96V81H94V82H97ZM101 79H104L103 77L101 78ZM101 79H100V84H101ZM111 79V78H110ZM115 79V78H114ZM127 79V78H126ZM126 79L124 78V82H126ZM132 79V78H131ZM154 79H156L157 80V77H155ZM175 79H176V76H174V81H175ZM180 79V78H179ZM196 79V78H195ZM195 79H193V81L195 80ZM227 79V78H226ZM238 79V78H237ZM251 79V78H250ZM130 80V79H129ZM133 80V79H132ZM161 80V79H160ZM163 80V79H162ZM177 81H178V79H176ZM183 80V79H182ZM224 80V79H223ZM233 80V79H232ZM236 80V79H235ZM74 81V84L76 85V84H79V83H77L76 81L77 80H73ZM83 81V80H82ZM81 81V82H82ZM83 81V82H84ZM112 81V80H111ZM116 81V80H115ZM115 81H114V83H115ZM117 81V82H118ZM128 81V80H127ZM158 81V80H157ZM185 81V80H184ZM188 81H190V80H188ZM221 81V80H220ZM240 81H241V79H240ZM79 82V81H78ZM90 82V81H89ZM93 81H91L90 83H88V84H91ZM116 82V83H117ZM122 82V81H121ZM121 82H119V83H121ZM167 82L169 83V81L167 80ZM166 82V83H167ZM179 82V81H178ZM181 82V81H180ZM191 82V81H190ZM194 82H196V81H194ZM198 82V81H197ZM216 82H218L217 80H216ZM233 82V81H232ZM66 83V82H65ZM104 83V84H103ZM103 88L101 87V85L99 86V88H98V83H92V84H94L95 86H96V84H97V88L98 89H100V90H97V88L96 87H94V88H91V90H93V89H95L96 88V91L98 92V94L100 93V91L102 90V92H104L103 94H105V91H106V94H109L110 92H111V94L109 95L110 97L112 96L113 97V92H112V85L110 84V83H108V82H104V80H103ZM150 83V82H149ZM148 83V84H149ZM167 83V84H168ZM184 83V82H183ZM185 83H186V81H185ZM185 83L183 84V86H185ZM199 83V82H198ZM235 83V82H234ZM82 84H85V83H82ZM87 84V85H88ZM118 84V83H117ZM129 84H130V81H129ZM141 84V83H140ZM175 83H173V85H174ZM190 84V83H189ZM228 84V83H227ZM226 84V85H227ZM241 84V83H240ZM62 85H64V84H62ZM74 85V86H75ZM80 85V84H79ZM126 85V84H125ZM135 85V84H134ZM172 85V86H173ZM179 85V84H178ZM177 85V86H178ZM181 85V84H180ZM179 85V86H180ZM187 85H188V83H187ZM206 85V84H205ZM242 85V84H241ZM76 86H78V85H76ZM75 86V87H76ZM86 86V85H85ZM144 86V85H143ZM153 86V85H152ZM151 86V87H152ZM168 87H169V85H167ZM178 86V87H179ZM183 86H182V90H184L183 89ZM193 86V85H192ZM204 86V85H203ZM55 87L56 86H53V88L55 89ZM83 90H85V87H82V86H80ZM86 87H89V86H86ZM91 87V86H90ZM90 87H89V89H90ZM118 87V86H117ZM134 87V86H133ZM167 87V88H168ZM181 87V86H180ZM188 87H189V85H188ZM201 87V86H200ZM200 87H197V89H199ZM205 87V86H204ZM210 87V86H209ZM208 87V88H209ZM52 88V89H53ZM57 89L59 88V87H56ZM60 88H61V86H60ZM63 89H64V87H62ZM70 88V87H69ZM81 88H78V89H80V90H82ZM128 88V87H127ZM136 88H139V87H137L136 86ZM142 87H140L139 89H141ZM169 88H171V85H170V87ZM173 88V87H172ZM171 88V89H172ZM174 88H176L177 89V87L176 86H174ZM173 88V89H174ZM194 88V87H193ZM230 88V87H229ZM72 89V88H71ZM75 89V88H74ZM77 89V88H76ZM75 89V90H76ZM88 89V88H87ZM103 89L105 90V91H103ZM114 89H116V88H113V90ZM133 89V88H132ZM150 89V88H149ZM154 89V88H153ZM166 89V88H165ZM170 89V90H171ZM201 89V88H200ZM204 89V88H203ZM211 89H213V88H211ZM79 90V91H80ZM82 90V91H83ZM91 90H86V92L87 93H92L93 94V92L91 91ZM135 90V89H134ZM137 90V89H136ZM146 90V89H145ZM169 90V91H170ZM175 90V89H174ZM206 90V89H205ZM213 90H215V89H213ZM74 91V90H73ZM72 91V92H73ZM78 91V90H77ZM77 91L75 92V95H77ZM95 91V90H94ZM95 91V92H96ZM108 91V92H107ZM117 91V90H116ZM116 91H115V93H116ZM118 91H119V89H118ZM141 91V90H140ZM151 91H152V89H151ZM155 91V90H154ZM166 91H167V89H166ZM172 91V90H171ZM170 91V92H171ZM180 91V90H179ZM185 91H187V89L185 90ZM193 91H194V89H193ZM196 91V90H195ZM200 91V90H199ZM210 91V90H209ZM252 91V90H251ZM71 92V91H70ZM81 92V91H80ZM94 92V93H95ZM102 92L100 93V95L102 94ZM143 92H146V91H144L143 90ZM148 92H150L149 90H148ZM159 92V91H158ZM178 92V91H177ZM182 92V91H181ZM184 92V91H183ZM189 92V91H188ZM188 92H186V93H188ZM202 92V91H201ZM84 93V92H83ZM113 93V94H112ZM123 93H124V91H123ZM131 93H132V91H131ZM135 93V92H134ZM142 93V92H141ZM160 93V92H159ZM167 93V92H166ZM165 93V94H166ZM169 93V92H168ZM73 94V93H72ZM97 94V93H96ZM95 94V95H96ZM120 94V93H119ZM125 94H126V92H125ZM133 94V93H132ZM146 94H147V92H146ZM170 94V93H169ZM173 94H175V92L173 93ZM172 94V95H173ZM176 94H180V93H176ZM190 94V93H189ZM79 95V94H78ZM95 95L93 94V96H94V98H95ZM100 95H98V96H100ZM118 95V94H117ZM127 95V94H126ZM131 95V94H130ZM134 95V94H133ZM138 95V94H137ZM142 95V94H141ZM143 95H144V93H143ZM171 95V94H170ZM170 95H169V97H170ZM171 95V96H172ZM194 95V94H193ZM220 95V94H219ZM68 96V95H67ZM67 96H65V97H67ZM72 96V95H71ZM98 96H96V99H97V97ZM102 96V95H101ZM115 96V95H114ZM120 96V97H119ZM123 96V95H122ZM122 96L121 95H118V98H116L117 100H120L121 98H122ZM139 96V95H138ZM144 96H148V94L147 95H144ZM152 96V95H151ZM150 96V94H149V97H151ZM154 96H155V94H154ZM174 96V95H173ZM176 96V95H175ZM186 96V95H185ZM184 96V97H185ZM197 96V95H196ZM199 96V95H198ZM70 97V96H69ZM105 97V96H104ZM103 97V98H104ZM110 98L111 100H113V99H115V98ZM124 97H125V95H124ZM141 97V96H140ZM160 97V96H159ZM195 97V96H194ZM201 97V96H200ZM106 98V97H105ZM130 98V97H129ZM173 98V97H172ZM178 98V97H177ZM182 98V97H181ZM193 97H191V99H192ZM196 98H199V97H196ZM251 98V97H250ZM66 99H68V97L66 98ZM70 99V98H69ZM73 99V97L71 98V100ZM115 99V100H116ZM144 100H145V98H143ZM142 99V100H143ZM152 99V98H151ZM151 99H150V102H151ZM167 99H168V97H167ZM166 99V100H167ZM170 99V98H169ZM176 99V98H175ZM184 99H186V98H184ZM183 99V100H184ZM202 99V98H201ZM111 101L110 102V104H114L116 101ZM124 100V99H123ZM122 100V101H123ZM143 100V101H144ZM146 100H149L148 99V97H146ZM155 100V99H154ZM165 100V99H164ZM181 100V99H180ZM182 100V101H183ZM187 100H189V99H187ZM186 100V101H187ZM193 100V99H192ZM98 101V100H97ZM100 101V100H99ZM98 101V102H99ZM105 101H110V100H105ZM126 101V98H125V100H124V102ZM140 101V100H139ZM172 100H170L169 102H171ZM176 101V100H175ZM189 101H191V100H189ZM189 101H187V102H189ZM218 101V100H217ZM102 102V101H101ZM104 102V101H103ZM120 102V101H119ZM145 102V101H144ZM154 102V101H153ZM156 102V101H155ZM167 102V101H166ZM173 102V101H172ZM183 102H185V101H183ZM187 102H186V104H187ZM195 102V101H194ZM107 102H105L104 104H106ZM117 103V102H116ZM142 103V102H141ZM162 103V102H161ZM198 103V102H197ZM101 104H103V103H101ZM100 104V105H101ZM143 104V103H142ZM152 104H154V103H152ZM164 104H165V102H164ZM169 104V103H168ZM170 104H172V103H170ZM173 104H174V102H173ZM180 104V102L179 103H177V105H179ZM184 104V103H183ZM138 105V104H137ZM147 105H149V104H147ZM163 105V104H162ZM167 105V104H166ZM174 105H176V102H175V104ZM181 105V104H180ZM94 106H95V103H94ZM117 106V105H116ZM122 106V105H121ZM121 106H119V107H121ZM197 106V105H196ZM255 106V105H254ZM104 107V106H103ZM106 107V106H105ZM107 107H109V109H110V106L108 105ZM115 107V106H114ZM113 107V108H114ZM140 107H141V105H140ZM143 107V106H142ZM141 107V108H142ZM173 107H175V106H173ZM185 107L187 108V105H185ZM122 108V107H121ZM150 108H151V105H150ZM154 108V107H153ZM184 108V107H183ZM186 108H184V109H186ZM105 109H107V108H105ZM112 109V108H111ZM188 109V108H187ZM186 109V110H187ZM191 109V108H190ZM240 109V108H239ZM113 110H115V109H113ZM112 110V111H113ZM121 110H123V109H121ZM148 110V109H147ZM165 110V109H164ZM167 110V109H166ZM185 110V111H186ZM118 111H120V110H118ZM117 111V112H118ZM125 111V110H124ZM132 111V110H131ZM143 111H145V110H143ZM154 111V110H153ZM163 111V110H162ZM182 111V110H181ZM181 111H179V109H178V112H180V114H181ZM86 112V111H85ZM88 112V111H87ZM87 112H86V114H87ZM137 112V111H136ZM141 112V111H140ZM159 112V111H158ZM91 113V112H90ZM116 113V112H115ZM122 113H123V111H122ZM152 113V112H151ZM154 113V112H153ZM183 113V112H182ZM187 113V112H186ZM185 113V114H186ZM92 114H94V113H92ZM121 114V113H120ZM119 114V115H120ZM125 114H126V111H125ZM145 114V113H144ZM148 114V113H147ZM209 114V113H208ZM104 114H102V116H103ZM130 115V114H129ZM146 115V114H145ZM162 115V114H161ZM160 115V116H161ZM175 115H177V114H175ZM84 116V115H83ZM91 116V115H90ZM116 116H117V114H116ZM164 116V115H163ZM184 116V115H183ZM210 116V115H209ZM86 117V116H85ZM100 117V116H99ZM107 117V116H106ZM143 117V116H142ZM175 117V116H174ZM182 117V116H181ZM200 117H201V115H200ZM199 117V118H200ZM208 117V116H207ZM178 118H179V116H178ZM185 118L187 119L188 117H187V114L185 115ZM183 119V117H182V119L183 120H186V119ZM196 118V115H195V117H194V119ZM92 119H94V118H92ZM109 118H107V120H108ZM159 119V118H158ZM162 119V118H161ZM167 119H168V117H167ZM181 119V118H180ZM180 119H178V122H179V120ZM181 119V120H182ZM197 120H199L198 119V117L196 118ZM201 119V118H200ZM84 122H83V121ZM88 120H90V117L88 118ZM96 120V119H95ZM94 120V121H95ZM102 120V119H101ZM103 120H105V119H103ZM145 120H147V119H145ZM163 120V119H162ZM161 120V121H162ZM171 120H173V119H171ZM203 120V118L201 119V121ZM208 120V119H207ZM93 121V120H92ZM106 121V120H105ZM156 121H158V120H156ZM191 121V120H190ZM189 121V122H190ZM100 120H99V122H98V120L96 121V124H98V125H100ZM120 122V121H119ZM142 122H143V120H142ZM169 122V121H168ZM175 122V121H174ZM178 122H177V124H178ZM182 122V121H181ZM192 122H193V119H192ZM192 122H190V123H192ZM194 122H197L198 123V121H194ZM86 123V122H85ZM88 123H89V121H88ZM88 123H86V125L88 124ZM124 123H126V122H124ZM162 123H164V122H162ZM167 123V122H166ZM185 123H186V121H185ZM92 124V123H91ZM91 124H89L90 126H92ZM105 124V123H104ZM114 124V123H113ZM117 124V123H116ZM146 124H148V121H147V123ZM180 124V123H179ZM102 125V124H101ZM111 125V124H110ZM143 125H144V123H143ZM176 125V124H175ZM182 125H184V123L182 124ZM191 125H194V124H191ZM190 125V127H192ZM116 126V125H115ZM118 126H119V124H118ZM117 126V127H118ZM145 126V125H144ZM179 126V125H178ZM207 126V125H206ZM100 127H102V126H100ZM99 127V128H100ZM131 127V126H130ZM146 127V126H145ZM175 127H177V126H175ZM181 127V126H180ZM187 126H185L184 127V129L186 128ZM195 127V128H194ZM95 128V127H94ZM105 128V127H104ZM140 128V127H139ZM189 128V127H188ZM197 127L196 126H193V129H196ZM199 128V127H198ZM231 128V127H230ZM84 129V128H83ZM97 129V128H96ZM182 129V128H181ZM183 129V130H184ZM199 129H201V128H199ZM223 129H224V127H223ZM222 129V130H223ZM227 129V128H226ZM229 129V128H228ZM85 130V129H84ZM101 130H102V128H101ZM100 130V131H101ZM106 130V129H105ZM108 130V129H107ZM106 130V131H107ZM111 130V129H110ZM114 130V129H113ZM121 130V129H120ZM145 130V129H144ZM179 130H180V128H179ZM208 130V129H207ZM222 130H221V132H222ZM88 131V130H87ZM104 131V130H103ZM102 131V132H103ZM115 131V130H114ZM130 131V130H129ZM175 131H176V129H175ZM181 131V130H180ZM189 131H191L190 129H189ZM220 131V130H219ZM226 130H224L223 132L224 133H227V137H229V135H228V133L229 132H225ZM230 131H233V135H235L236 134V137H237V134H238V132L236 131V133L234 134V131H235V129H233V130H230ZM86 132V131H85ZM97 132V131H96ZM102 132H100L101 134H103ZM105 132V131H104ZM108 132H109V130H108ZM112 132V131H111ZM178 132V131H177ZM193 132V131H192ZM211 132V131H210ZM222 132V133H223ZM91 133V132H90ZM110 133V132H109ZM127 133V132H126ZM145 133H146V131H145ZM182 133V132H181ZM217 133H219V132H217ZM224 133H223V135H224ZM240 133V132H239ZM242 133V132H241ZM99 134V133H98ZM138 134V133H137ZM186 134V133H185ZM188 134V133H187ZM193 134V133H192ZM230 134V133H229ZM93 136H97V134H92ZM103 135H105V134H103ZM107 135V134H106ZM113 134L111 133V136H112ZM129 135V134H128ZM127 135V136H128ZM177 135V134H176ZM181 134H179V136H180ZM189 135H191L190 133H189ZM211 135H213V134H211ZM216 135V134H215ZM241 136H242V134H240ZM245 134H243V136H244ZM99 136V135H98ZM102 136V135H101ZM101 136H99V137H101ZM108 136H109V134H108ZM110 136V137H111ZM114 136L115 135H113V139H115V138H117V137H115L114 138ZM175 136V135H174ZM179 136H177V139H179L180 137ZM182 136V135H181ZM185 136V135H184ZM221 136H222V134H221ZM225 136H226V134H225ZM99 137H97V138H99ZM105 137V136H104ZM121 137V136H120ZM124 137V136H123ZM179 137V138H178ZM214 137V139H215V136H213ZM223 137V136H222ZM112 138V137H111ZM122 138V137H121ZM174 138V137H173ZM175 138H176V136H175ZM182 138V137H181ZM91 139H92V137H91ZM106 139H108V138H106ZM110 139V138H109ZM119 139V138H118ZM182 139H185V138H182ZM219 139V138H218ZM217 139V140H218ZM225 139H226V137H225ZM117 140V139H116ZM115 140V141H116ZM126 140H127V138H126ZM221 140V139H220ZM222 140H224V137H223V139ZM229 140H230V137H229ZM237 140V139H236ZM239 140V139H238ZM243 140V139H242ZM111 141V140H110ZM119 141V140H118ZM170 141V140H169ZM227 141V140H226ZM231 141H233V140H231ZM230 141V142H231ZM95 142V141H94ZM125 142V141H124ZM124 142H123V144H124ZM133 142V141H132ZM191 142V141H190ZM218 142V141H217ZM220 143H221V141H219ZM236 142H239V141H235L234 143H236ZM110 143V142H109ZM122 143V142H121ZM192 143H194V141L193 142H191V144ZM224 142L222 141V144H223ZM233 143V142H232ZM233 143V144H234ZM119 144V143H118ZM129 144H131V143H129ZM128 143H127V145H129ZM195 144H197V143H195ZM195 144H193V145H195ZM221 144V145H222ZM226 144V143H225ZM224 144V146H228V144L227 145H225ZM100 145V144H99ZM120 145V144H119ZM118 145V147H119V151H117V154H118V152H120V149H122L120 146ZM125 145V144H124ZM133 145V144H132ZM187 145V144H186ZM232 145V144H231ZM97 146V145H96ZM103 146V145H102ZM198 146V145H197ZM217 146V145H216ZM236 146H238V144H236ZM117 147V146H116ZM116 147H115V149H116ZM117 147V148H118ZM129 147V146H128ZM133 148H134V146H132ZM160 147V146H159ZM230 147H232V146H230ZM239 147V146H238ZM251 147V146H250ZM111 148V147H110ZM126 148V147H125ZM193 149H195L196 150V152H197V150H199V149H196V148H194V147H192ZM229 148V147H228ZM227 148V149H228ZM111 149H113V148H111ZM115 149H114V151H115ZM156 149V148H155ZM239 149V148H238ZM237 149V150H238ZM106 150V149H105ZM124 150V149H123ZM122 150V151H123ZM126 150V149H125ZM128 150H129V148H128ZM153 150V149H152ZM216 150V149H215ZM220 150V149H219ZM232 150H233V148H232ZM112 151V150H111ZM190 151V150H189ZM227 151V150H226ZM131 152V151H130ZM130 152H129V154H130ZM157 152H159V151H157ZM192 152V151H191ZM204 152V151H203ZM202 152V153H203ZM219 152V151H218ZM217 152V153H218ZM124 153H125V151H124ZM185 153H187V151L185 152ZM222 153V152H221ZM123 154V153H122ZM199 154H200V151H199ZM127 155H128V153H127ZM186 155V154H185ZM194 155H195V153H194ZM194 155H192V156H194ZM201 156H202V154H200ZM218 155V154H217ZM126 156V155H125ZM220 156V153H219V155H218V157ZM128 157H129V155H128ZM130 157H131V155H130ZM187 157H189V156H187ZM169 158V157H168ZM186 158V157H185ZM202 158V157H201ZM165 159V158H164ZM248 158H246V160H247ZM238 161V160H237ZM121 162V161H120ZM167 162H169V161H167ZM197 162H198V160H197ZM250 162V161H249ZM126 163V162H125ZM200 163V162H199ZM198 163V164H199ZM115 164V163H114ZM173 164V163H172ZM171 164V165H172ZM205 164V163H204ZM251 164V163H250ZM244 165V164H243ZM248 165V164H247ZM118 166V165H117ZM116 166V167H117ZM201 166V165H200ZM245 166V165H244ZM244 166H243V169H244ZM115 167V168H116ZM236 167V166H235ZM234 166L232 167V169L233 168H235ZM248 167H250L249 168V170H251V166L250 165H248ZM117 168H120V170H121V167H120V165H119V167H117ZM124 168H126V167H124ZM123 168V169H124ZM237 168V167H236ZM245 168H247V166L245 167ZM252 168H253V166H252ZM237 169H239V167L237 168ZM241 169H242V166H241ZM255 169V168H254ZM119 170V171H120ZM125 170H128V168L127 169H125ZM248 170V171H249ZM239 171V170H238ZM245 171V170H244ZM247 171V170H246ZM252 171V170H251ZM123 173H124V171H122ZM127 172H129V171H126V173ZM242 172V170H240V173ZM256 172V171H255ZM254 172V173H255ZM114 173V174H113ZM123 173H121V174H123ZM239 173V172H238ZM245 173H247V172H245ZM253 174L254 175V173H253V171L252 172H250V174ZM128 174V173H127ZM130 174V173H129ZM99 175V176H98ZM125 175V174H124ZM131 175V174H130ZM240 175H242V173L240 174ZM244 175V174H243ZM253 175H251V176H253ZM256 175V174H255ZM238 176V175H237ZM246 176H248L249 177V173H248V175L246 174ZM257 176V175H256ZM242 177V176H241ZM255 177V176H254ZM131 178V177H130ZM136 178V177H135ZM251 179L253 178V177H250ZM16 179V178H15ZM122 178H120L119 179V181L121 180ZM166 178H164V181H167L168 179H166ZM236 179H238V178H236ZM240 179H242V178H240ZM239 179V180H240ZM244 179V178H243ZM255 179V178H254ZM111 180V181H110ZM132 180V179H131ZM136 180V179H135ZM16 181H18V180H16ZM24 181H21V183L22 182H24ZM236 181V180H235ZM243 181V180H242ZM249 181V180H248ZM255 181V180H254ZM136 182V181H135ZM234 182V181H233ZM247 182V181H246ZM18 183H19V181H18ZM17 183V184H18ZM25 183V182H24ZM23 183V184H24ZM27 183H25L26 185H23V186H28L27 185ZM117 183V182H116ZM115 183V184H116ZM122 183H123V181H122ZM125 183H129V182H126L125 181ZM113 184V183H112ZM135 184V183H134ZM233 184V183H232ZM231 184V185H232ZM238 184V183H237ZM244 184V183H243ZM254 184V183H253ZM252 184V185H253ZM19 185H21L22 186V184H19ZM31 185H33V186H31ZM122 185V184H121ZM121 185H116V187H121ZM126 186V185H125ZM129 186V185H128ZM234 186H235V184H234ZM246 185H244V187H245ZM249 186V188H250V184L248 185ZM262 186V185H261ZM90 187H93V186H90ZM108 187V186H107ZM113 187H115V185L113 184ZM123 187V186H122ZM251 187H253V186H251ZM256 187H258V186H256ZM255 187V185H254V187L253 188H256ZM23 188V187H22ZM125 188H127V187H125ZM125 188H124V190H125ZM232 189H233V187H231ZM259 188H261V187H259ZM259 188H256V189H259ZM24 189V188H23ZM35 189V188H34ZM90 189H93V188H90ZM116 189V188H115ZM123 189V188H122ZM239 189V188H238ZM238 189H236V190H238ZM251 189V188H250ZM262 189H264L263 187L261 188V192L260 193H262ZM247 190H248V188H247ZM253 190V189H252ZM233 191H234V189H233ZM232 191V192H233ZM255 189L253 190V193L255 194V193H259V191H255ZM27 192V191H26ZM33 192V191H32ZM91 192V191H90ZM249 193H250V190L248 191ZM33 193H35V192H33ZM84 193V192H83ZM93 193V192H92ZM237 193V192H236ZM235 193V194H236ZM252 193V192H251ZM259 193V194H260ZM28 194V193H27ZM31 194V193H30ZM29 194V195H30ZM42 194H39V192H38V189H37V197L38 196H42ZM93 194H95V193H93ZM93 194H91L92 196H93ZM99 194V193H98ZM257 194H256V196H257ZM29 195L27 196V198H30L29 197ZM102 195V194H101ZM104 195H105V193H104ZM238 195V194H237ZM251 195V194H250ZM253 195V194H252ZM35 196V195H34ZM97 196V195H96ZM89 197V196H88ZM93 197H95V195L93 196ZM92 197V198H93ZM102 197H103V195H102ZM237 197V196H236ZM239 197V196H238ZM254 197H255V195H254ZM32 199H34V198H36V197H31ZM37 199H40V198H37ZM44 199V198H43ZM94 199V198H93ZM106 199H107V197H106ZM239 199V198H238ZM237 199V200H238ZM261 199H263V201H264V198H261ZM34 200H36V199H34ZM105 200V199H104ZM242 200V199H241ZM251 200H253V198H251ZM255 200V199H254ZM249 201V200H248ZM263 201H262V203H263ZM49 202V201H48ZM240 202V201H239ZM244 202V201H243ZM257 202V201H256ZM260 202V201H259ZM163 203H164V201H163ZM240 204V203H239ZM69 205V204H68ZM163 208V207H162ZM153 210H154V208H153ZM218 219V218H217ZM57 246V245H56ZM60 247V246H59ZM63 248V247H62ZM57 249V247L55 248V250ZM59 249V248H58ZM57 249V250H58ZM51 250V249H50ZM52 252H53V250H52ZM56 252L57 251H55V253H52L53 255L54 254H56ZM63 252V251H62ZM51 254V253H50ZM51 254V255H52ZM57 254L59 255L60 254V250H59V252H57ZM56 254V255H57ZM51 255H49V257L51 256ZM60 256V255H59ZM57 257V256H56ZM63 257V256H62ZM53 258V257H52ZM59 259V258H58ZM55 260V259H54Z\"/></svg>", "mask_w": 264, "mask_h": 264}]
</instances>
